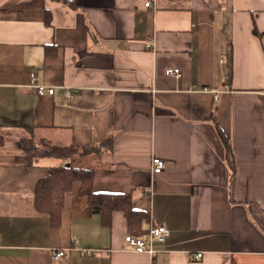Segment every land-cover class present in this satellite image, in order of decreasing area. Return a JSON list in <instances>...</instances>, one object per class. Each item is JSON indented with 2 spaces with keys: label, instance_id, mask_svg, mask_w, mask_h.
I'll return each instance as SVG.
<instances>
[{
  "label": "crops",
  "instance_id": "1",
  "mask_svg": "<svg viewBox=\"0 0 264 264\" xmlns=\"http://www.w3.org/2000/svg\"><path fill=\"white\" fill-rule=\"evenodd\" d=\"M27 126L49 145L111 139L73 164L150 214L155 252L125 240L123 211L103 223L80 181L59 224L37 212L62 159L26 154ZM0 131V264H264V0H0Z\"/></svg>",
  "mask_w": 264,
  "mask_h": 264
},
{
  "label": "trees",
  "instance_id": "2",
  "mask_svg": "<svg viewBox=\"0 0 264 264\" xmlns=\"http://www.w3.org/2000/svg\"><path fill=\"white\" fill-rule=\"evenodd\" d=\"M257 32V30L255 29ZM218 132L225 144L229 156H232V148L229 139L222 129L217 126ZM29 134L21 137L22 150L33 159L53 156L62 159V162L51 166L50 172L40 178L34 192V207L37 212L48 214L53 224L61 221L62 210L65 206L66 194L72 189L75 181H80V194L88 198L91 211L101 215L103 223L109 224L115 210L124 212L129 230L135 235L145 233L143 221L149 218L146 210L135 208L133 197L125 192L97 191L94 189L95 172L92 168L79 167L73 164L76 157L92 153H102L111 149V139L95 142L88 146L76 145H50V148H42L49 144L48 141L37 137L32 126H27ZM5 135L0 131V145L5 142ZM70 162V164H67ZM231 167L234 161L231 160ZM234 170V169H233Z\"/></svg>",
  "mask_w": 264,
  "mask_h": 264
},
{
  "label": "built area",
  "instance_id": "3",
  "mask_svg": "<svg viewBox=\"0 0 264 264\" xmlns=\"http://www.w3.org/2000/svg\"><path fill=\"white\" fill-rule=\"evenodd\" d=\"M151 4V1H147L146 5L149 6ZM221 60H224L223 58ZM167 74L174 75L176 77L182 76V70L180 67H168L166 70ZM222 82L226 81V73H223V76L221 78ZM31 82L36 87L38 94H54L55 88L53 86H47L46 84H39L36 82L35 74L31 73ZM204 89L210 90V88L205 87ZM66 96H71L72 92L70 89L65 90ZM166 160L161 157H154L153 158V171L154 172H161L166 167ZM147 238L148 241L152 244L156 241H165L166 238L170 234V230L166 225L160 224V225H153L149 228L147 232ZM125 240L135 247L136 251L138 252H149L153 254L155 250L152 247L147 246V241L143 236L134 235L132 233L126 234ZM66 254L65 249H53L52 250V256L55 260H59L63 258ZM196 257H201L202 253L199 252L195 254Z\"/></svg>",
  "mask_w": 264,
  "mask_h": 264
},
{
  "label": "rangeland",
  "instance_id": "4",
  "mask_svg": "<svg viewBox=\"0 0 264 264\" xmlns=\"http://www.w3.org/2000/svg\"><path fill=\"white\" fill-rule=\"evenodd\" d=\"M42 148H45V149H46V148H50V145H49V144H47V145H45V146L43 145ZM76 165L78 166V164H76Z\"/></svg>",
  "mask_w": 264,
  "mask_h": 264
},
{
  "label": "water",
  "instance_id": "5",
  "mask_svg": "<svg viewBox=\"0 0 264 264\" xmlns=\"http://www.w3.org/2000/svg\"><path fill=\"white\" fill-rule=\"evenodd\" d=\"M67 164H70V162H68Z\"/></svg>",
  "mask_w": 264,
  "mask_h": 264
}]
</instances>
